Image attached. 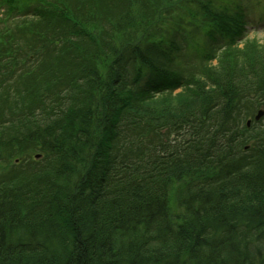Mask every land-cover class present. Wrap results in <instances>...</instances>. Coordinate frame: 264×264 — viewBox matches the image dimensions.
<instances>
[{
    "label": "trees",
    "instance_id": "obj_1",
    "mask_svg": "<svg viewBox=\"0 0 264 264\" xmlns=\"http://www.w3.org/2000/svg\"><path fill=\"white\" fill-rule=\"evenodd\" d=\"M166 1L0 0V171L45 160L1 175L0 264H264V48L232 57L242 7L196 0L207 60L180 66Z\"/></svg>",
    "mask_w": 264,
    "mask_h": 264
},
{
    "label": "rangeland",
    "instance_id": "obj_2",
    "mask_svg": "<svg viewBox=\"0 0 264 264\" xmlns=\"http://www.w3.org/2000/svg\"><path fill=\"white\" fill-rule=\"evenodd\" d=\"M238 1L240 3V0H211L212 9L214 11H223V10L226 11L227 10L229 13H232L236 10L237 8L236 3ZM241 3H242V6L246 9V19L245 20L247 22H246V25H244L245 38L243 41L237 44L238 50L236 54H234L232 57L244 58V56L248 53L246 49L247 46L245 44V41L251 42V44L248 47L249 50H252L253 48H255V50L259 51L262 48H264V0H241ZM166 4L168 5V8H167V12L165 15L166 23H165V28L163 30V36L165 37L167 35L166 30H168L169 32L172 28L178 32L173 37V39L176 45L179 47V49L176 52V55L179 56L178 61L180 62V66L181 65H183L184 67L190 66L191 68L194 69V71H196L198 69V63H202L205 60H207L205 58L198 57V54L196 52L198 48H201V47L207 48L206 45H204V42H202V40L206 41V39L203 38V35H202V33L204 32V18L202 16L203 13H202L201 7L197 6L198 3L196 2V0H167ZM180 11H182L183 13H180ZM192 14L197 16L198 20L195 19V21L198 22V25L193 24L192 27H187V31H190L192 41H193V44H192L190 36L189 35L187 36L186 34L185 38H188L189 40V44H188L189 48H187L186 42L185 40H182L181 34H182V31L184 30V24L185 25L189 24L191 20L190 16ZM200 19L201 21H199ZM175 20L179 21V25L176 24ZM197 28H198V31H196ZM198 44H199V47H198ZM51 49L55 50L56 48L54 49L52 47ZM53 50H51V52H54ZM56 53H59L58 49H56ZM56 55H59V54H49V57L51 59L50 62H52L51 64L55 65L54 60H57ZM207 56L208 55H205V57ZM45 62L47 63L46 60ZM33 63L34 61L32 62V65ZM212 64L213 66L216 64L215 59L212 60ZM72 71L73 73H75L76 68L72 69L71 72ZM50 76H48L47 78L44 77L45 82L51 81V79H49ZM52 78L55 79L56 77H52ZM14 79H15L14 81L16 82L17 77H15ZM57 80L59 82H63V79L61 77ZM183 93H184L183 91H176L173 93V96L177 97L178 95H181ZM160 98H165V97H160ZM263 107L264 106L262 104L258 105L254 110L251 111V113H248L247 116L242 118L243 124L246 122L247 119L252 120L251 127H254V128L251 133H256V132H260L261 130H264V117L258 121H254L255 113L257 112L258 109H261ZM51 119H53V117L50 115L49 118L45 119L44 121H50ZM259 121H260V124L258 125ZM251 144H252V141H250V145ZM247 145L250 146L249 144ZM40 152H41L40 150L34 149V147H30L27 152L25 151V153L19 156L18 162H16L15 160L16 158H13L12 161L8 163V167L4 170V172L2 173L0 171V178L3 177V179H8V178L13 177L16 174V168L20 167L22 163L29 161L28 158L33 159L35 163L39 161L43 163L45 161L43 159L44 155L41 154ZM14 164H17V165L15 166ZM183 183L184 182L181 181L169 189L168 195L170 198V202H169L170 218L169 217L168 218L170 220H174L173 222L171 221V224L173 226L174 224L175 225L177 224L176 220H178L180 216L182 215V212H184L183 208L180 207L179 201L185 196L186 193H183V194H180V193L185 191L188 185H184Z\"/></svg>",
    "mask_w": 264,
    "mask_h": 264
},
{
    "label": "water",
    "instance_id": "obj_3",
    "mask_svg": "<svg viewBox=\"0 0 264 264\" xmlns=\"http://www.w3.org/2000/svg\"><path fill=\"white\" fill-rule=\"evenodd\" d=\"M261 115H263V111H258L256 116H255V119H259L261 117ZM247 125H249V121L247 122Z\"/></svg>",
    "mask_w": 264,
    "mask_h": 264
}]
</instances>
